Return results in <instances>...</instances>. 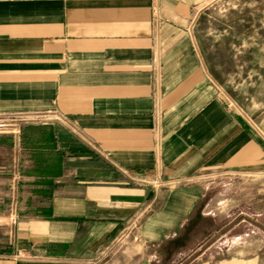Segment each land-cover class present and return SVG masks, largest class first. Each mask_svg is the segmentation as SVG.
I'll return each instance as SVG.
<instances>
[{
	"label": "crops",
	"instance_id": "obj_1",
	"mask_svg": "<svg viewBox=\"0 0 264 264\" xmlns=\"http://www.w3.org/2000/svg\"><path fill=\"white\" fill-rule=\"evenodd\" d=\"M217 1L0 0V264H264L202 180L264 179V94L196 34Z\"/></svg>",
	"mask_w": 264,
	"mask_h": 264
},
{
	"label": "rangeland",
	"instance_id": "obj_2",
	"mask_svg": "<svg viewBox=\"0 0 264 264\" xmlns=\"http://www.w3.org/2000/svg\"><path fill=\"white\" fill-rule=\"evenodd\" d=\"M202 17L195 30L216 78L225 85L264 94V0H218ZM11 123L0 129H20L24 124ZM202 180L208 184V203L223 218L222 240L237 241V250L242 251L240 240L252 242L246 250H256L264 242L263 175L221 173ZM217 236L208 238L207 244Z\"/></svg>",
	"mask_w": 264,
	"mask_h": 264
},
{
	"label": "built area",
	"instance_id": "obj_3",
	"mask_svg": "<svg viewBox=\"0 0 264 264\" xmlns=\"http://www.w3.org/2000/svg\"><path fill=\"white\" fill-rule=\"evenodd\" d=\"M7 126V122L0 120V127Z\"/></svg>",
	"mask_w": 264,
	"mask_h": 264
}]
</instances>
